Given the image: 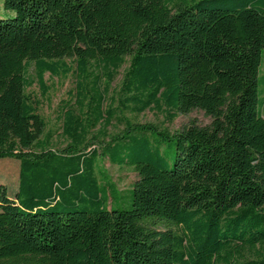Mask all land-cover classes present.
<instances>
[{"label":"trees","instance_id":"obj_1","mask_svg":"<svg viewBox=\"0 0 264 264\" xmlns=\"http://www.w3.org/2000/svg\"><path fill=\"white\" fill-rule=\"evenodd\" d=\"M2 6L0 159L18 170L15 193L0 185V264H264V0ZM46 73L75 79L61 150L27 92L45 95ZM146 110L210 121L170 132L123 115ZM100 157L130 167L131 187Z\"/></svg>","mask_w":264,"mask_h":264},{"label":"rangeland","instance_id":"obj_2","mask_svg":"<svg viewBox=\"0 0 264 264\" xmlns=\"http://www.w3.org/2000/svg\"><path fill=\"white\" fill-rule=\"evenodd\" d=\"M2 4L3 0H0V17L5 15ZM67 62L70 63L69 61ZM126 67L127 63L118 71L117 76L111 83L110 95H114L117 92ZM29 73L31 76H34L33 67L29 69ZM261 73L264 75V61L261 67ZM43 80L48 87V91L45 95L41 94V89L37 83H34L28 88L27 92L30 93L34 99L39 101L38 114L44 120V131L53 133V148L55 150H61L66 144L64 138L60 136L61 122L59 115L61 101L68 99L69 91L74 87L75 79L71 73L66 76H50L46 73ZM261 89L263 92L262 94H264V86L262 83ZM123 115L134 122L152 123L167 127L170 132L180 130L192 120L199 125L208 124L210 121L209 118L205 117L203 113L198 110L192 111L187 115H179L171 123L164 122L163 115L155 111L146 110L139 115H132L129 113H124ZM16 163V160L10 158L0 159V185L4 187L3 192L5 193H15L18 170V163ZM98 168L101 172L106 174L118 191L130 188L137 178L136 173L130 167L113 165L109 163L108 159L105 157H100L98 159ZM108 205H110V202Z\"/></svg>","mask_w":264,"mask_h":264}]
</instances>
